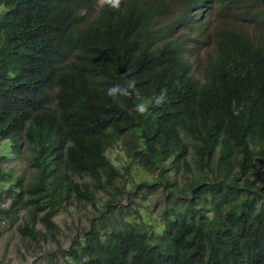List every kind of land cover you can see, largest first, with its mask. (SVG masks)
Instances as JSON below:
<instances>
[{"label": "trees", "instance_id": "obj_1", "mask_svg": "<svg viewBox=\"0 0 264 264\" xmlns=\"http://www.w3.org/2000/svg\"><path fill=\"white\" fill-rule=\"evenodd\" d=\"M97 3L0 0V223L27 211L16 229L38 242L39 223L58 232L59 211L86 202L99 215L66 264H264V0H121L92 17ZM207 39L199 77L186 55ZM127 135L124 170L151 182L129 187L116 166Z\"/></svg>", "mask_w": 264, "mask_h": 264}, {"label": "rangeland", "instance_id": "obj_2", "mask_svg": "<svg viewBox=\"0 0 264 264\" xmlns=\"http://www.w3.org/2000/svg\"><path fill=\"white\" fill-rule=\"evenodd\" d=\"M105 4L106 3H104L103 0H98L96 11L92 17H96ZM212 25L213 23L211 26ZM195 34L196 33L192 34V36ZM189 45L193 53L190 52L186 56L198 64L196 67L197 75L201 77L202 71L209 62V57L213 55L215 48L214 41L212 39H207L199 46V49L197 44L193 41H189ZM132 140L133 136H124L122 138V145H118L116 148L118 153L116 166L125 173L126 178L130 182L129 187H132L135 182L139 183L146 180L151 182L153 178L148 173L135 168L134 165H131L129 173H126V170H124V168L131 163L126 154L129 146L132 145ZM17 174H24L27 179H30L31 170H29L26 164L20 162L17 164ZM83 182L91 183V179L87 177L83 178ZM179 184H183V179H179ZM119 185H121L120 182ZM161 194V191L151 193V197L149 198L151 208L156 213L160 210L155 209V203L161 198ZM97 196L99 200L97 207L99 210H104L103 204L108 200L109 196L101 190L97 193ZM119 199L121 202L119 207L123 208L131 217L134 216V205L128 203L123 196ZM98 215L99 211L86 202H75L73 207H67V205H65L54 218L55 223L60 228L58 232H48L44 229L41 223L38 224L37 227L44 231L43 237H41L38 242L22 238L16 229L18 223H23L30 219V215L27 211L20 213L17 223L13 220L1 222L0 264H47L51 258H54L55 260L57 258L59 260L58 264H66V261H64L65 258L63 257V251L65 248L74 246L72 238L77 232V227H87L89 225V219Z\"/></svg>", "mask_w": 264, "mask_h": 264}, {"label": "clouds", "instance_id": "obj_3", "mask_svg": "<svg viewBox=\"0 0 264 264\" xmlns=\"http://www.w3.org/2000/svg\"><path fill=\"white\" fill-rule=\"evenodd\" d=\"M104 3H107L111 7L119 8L121 0H103ZM134 88V85L131 82H128L127 86L115 85L108 89V95L111 97L117 96H128L130 95V90ZM167 89H161L159 95L155 97V104L161 105L166 101ZM135 111L139 115H144L148 111V104L141 101L136 104Z\"/></svg>", "mask_w": 264, "mask_h": 264}]
</instances>
